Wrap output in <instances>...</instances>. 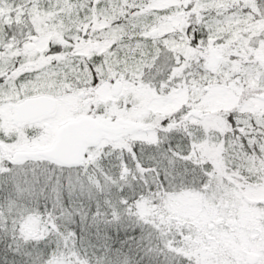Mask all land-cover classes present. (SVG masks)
I'll use <instances>...</instances> for the list:
<instances>
[{"label": "snow or ice", "instance_id": "1", "mask_svg": "<svg viewBox=\"0 0 264 264\" xmlns=\"http://www.w3.org/2000/svg\"><path fill=\"white\" fill-rule=\"evenodd\" d=\"M0 264H264V0H0Z\"/></svg>", "mask_w": 264, "mask_h": 264}]
</instances>
